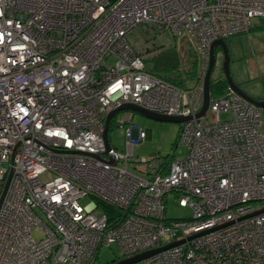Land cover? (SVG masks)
Returning a JSON list of instances; mask_svg holds the SVG:
<instances>
[{
	"label": "built area",
	"instance_id": "built-area-1",
	"mask_svg": "<svg viewBox=\"0 0 264 264\" xmlns=\"http://www.w3.org/2000/svg\"><path fill=\"white\" fill-rule=\"evenodd\" d=\"M253 18L264 0H0V264H94L112 244L123 261L174 243L132 264H264L262 109L229 87L197 117L213 44ZM140 26L153 44L191 39L190 89L146 71L129 38ZM123 105L188 118L186 157L166 172L135 159L147 136L131 111L116 117L126 153L108 152L106 119ZM170 196L192 217L168 219ZM98 201L126 217L110 223Z\"/></svg>",
	"mask_w": 264,
	"mask_h": 264
},
{
	"label": "rangeland",
	"instance_id": "rangeland-1",
	"mask_svg": "<svg viewBox=\"0 0 264 264\" xmlns=\"http://www.w3.org/2000/svg\"><path fill=\"white\" fill-rule=\"evenodd\" d=\"M252 24L254 27L253 31L229 37L225 41L229 48L231 58L230 69L234 82L247 95L253 99L262 101L264 100V18H253ZM129 38L145 59L146 69L152 68L154 65L153 59L164 55L166 50L170 53H172L171 50L175 51L174 54L177 53L178 59L184 63L183 68L187 70L191 69L189 66L192 61L188 58V55L194 47L187 35L172 40L166 34L163 39L157 37L156 42L153 44L154 36L148 35L144 31L143 26H140L129 34ZM221 62V56L217 57V63L211 79L213 81L225 78ZM164 75L168 76L166 73ZM192 84L193 82L189 86H192ZM261 111L264 123V108ZM133 115V123L143 129L147 136L145 141L135 148V159L170 156L171 159L181 160L186 157L188 154L187 148L177 145L181 123L153 120L138 112H133ZM222 116L223 119L227 118L226 115ZM116 117L117 115L112 121H116ZM209 118L210 113L207 114L204 121ZM109 143L111 148H114L117 152L126 153L124 130L115 126L113 131L109 133ZM81 202L84 205L89 203L87 199ZM166 216L172 220L186 219L192 217V211L189 208L181 207L178 200L170 196L166 206ZM32 236L36 240H39L44 236V233L40 229H35L32 232ZM122 256V250L118 245L103 246L98 252L96 264H108Z\"/></svg>",
	"mask_w": 264,
	"mask_h": 264
},
{
	"label": "trees",
	"instance_id": "trees-1",
	"mask_svg": "<svg viewBox=\"0 0 264 264\" xmlns=\"http://www.w3.org/2000/svg\"><path fill=\"white\" fill-rule=\"evenodd\" d=\"M171 52L172 53L166 50L164 55H160L154 58L153 59L154 65L152 66V68L146 69V71L168 83L175 85L178 88L190 89L198 79L197 76L198 61H197V55L195 53V49L189 52L188 55V58L192 61L189 66L191 68L190 70L183 68L184 63H182L183 61L178 59L177 53L174 54L175 51L171 50ZM164 73L168 74V76H165ZM191 82H193V84L192 86H189ZM228 88L229 85L226 78L218 79L215 81L211 80V88H210L211 98L214 99L221 97L228 90ZM115 126H117L116 121H112L109 127V133L113 131ZM150 160H156V161L159 160V164L161 165L159 170L162 169L163 172H166L167 164L173 161L174 159H171L170 156L169 157L155 156L150 158ZM98 206L101 212L106 214L110 223L116 220L117 218H118L117 219L118 222L120 218L126 217L125 213L121 212L117 208L112 207L108 204L98 201ZM122 259L123 256L121 258L113 260L111 263L108 264H116L120 262Z\"/></svg>",
	"mask_w": 264,
	"mask_h": 264
},
{
	"label": "water",
	"instance_id": "water-1",
	"mask_svg": "<svg viewBox=\"0 0 264 264\" xmlns=\"http://www.w3.org/2000/svg\"><path fill=\"white\" fill-rule=\"evenodd\" d=\"M216 47H221L224 51V63L222 66V70L224 72L225 78L228 81V85L231 89H233L238 95H240L241 97H243L244 99H246L248 102H250L251 104L255 105L256 107H258L259 109H263L264 108V100L260 101V100H256L253 99L252 97H250L249 95H247L233 80L232 75H231V69H230V65H231V58H230V53H229V48L228 45L226 43L225 40L220 39L218 41H216L213 44L212 47V54H211V58H210V63H209V69L206 75V79H205V94H204V104H203V108L202 110L198 113L197 117L198 118H202L205 116V114L207 113L208 109H209V105H210V101H211V94H210V88H211V79H212V74L214 72L215 66H216V56L214 53V50ZM122 111H132V112H138L140 114H142L143 116L153 119V120H157V121H163V122H173V123H183L185 121L188 120V118H183V117H174V116H167V115H163V114H157V113H153L147 110H144L142 108H139L135 105H123L122 107L113 110L112 112L109 113L107 119H106V129H105V134H104V138H105V142L107 145V149L108 152H110L112 150L110 143H109V136H108V132H109V127L110 124L112 122V119L119 113ZM112 164H116V160L112 159ZM264 212V210H260L255 214H259ZM199 236V235H198ZM181 243V242H180ZM176 244L179 243H174L170 246L164 247V248H160L157 250H153V251H149L146 252L144 254L129 258V259H125L123 261H120L116 264H132L134 262H137L139 260H142L144 258H147L155 253L164 251Z\"/></svg>",
	"mask_w": 264,
	"mask_h": 264
},
{
	"label": "flooded vegetation",
	"instance_id": "flooded-vegetation-1",
	"mask_svg": "<svg viewBox=\"0 0 264 264\" xmlns=\"http://www.w3.org/2000/svg\"><path fill=\"white\" fill-rule=\"evenodd\" d=\"M214 53H215V56H216V63H217V57L221 56V59H222V66H223V63H224V51L221 47H216L215 50H214Z\"/></svg>",
	"mask_w": 264,
	"mask_h": 264
},
{
	"label": "bare ground",
	"instance_id": "bare-ground-1",
	"mask_svg": "<svg viewBox=\"0 0 264 264\" xmlns=\"http://www.w3.org/2000/svg\"><path fill=\"white\" fill-rule=\"evenodd\" d=\"M108 136H109V132H108Z\"/></svg>",
	"mask_w": 264,
	"mask_h": 264
},
{
	"label": "crops",
	"instance_id": "crops-1",
	"mask_svg": "<svg viewBox=\"0 0 264 264\" xmlns=\"http://www.w3.org/2000/svg\"><path fill=\"white\" fill-rule=\"evenodd\" d=\"M196 53V52H195ZM197 61H198V58H197Z\"/></svg>",
	"mask_w": 264,
	"mask_h": 264
}]
</instances>
